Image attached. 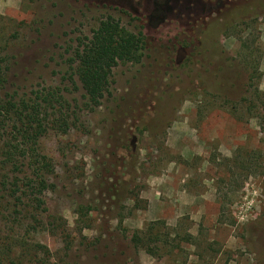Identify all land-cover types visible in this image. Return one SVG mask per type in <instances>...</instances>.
Segmentation results:
<instances>
[{"label":"rangeland","instance_id":"rangeland-1","mask_svg":"<svg viewBox=\"0 0 264 264\" xmlns=\"http://www.w3.org/2000/svg\"><path fill=\"white\" fill-rule=\"evenodd\" d=\"M155 1L0 0L1 97L59 91L71 118L19 136V172L0 152L30 211L0 222V240L44 264H264V1L164 16ZM107 16L144 34L145 55L91 111L70 59Z\"/></svg>","mask_w":264,"mask_h":264},{"label":"trees","instance_id":"trees-1","mask_svg":"<svg viewBox=\"0 0 264 264\" xmlns=\"http://www.w3.org/2000/svg\"><path fill=\"white\" fill-rule=\"evenodd\" d=\"M145 49L146 38L142 32L127 31L112 16L100 20L92 35L80 41L70 59L73 75L78 78L85 92V108L94 111L101 107L110 89L114 69L122 63L140 64L145 55ZM3 72L4 70L0 67V91L5 88L6 84ZM256 83L252 81L250 87L254 88L255 98L261 100L262 94ZM34 95L35 97L20 98L17 97V93H8L4 98L0 95V142H2L0 152L5 157L6 167L10 165L15 168L11 172H19L17 160L20 157H26V151L20 146L19 136L27 132L29 128L35 129L37 136H43L45 127L53 125L54 129L57 127L64 129L69 126L71 120L68 117L69 114L65 112L67 103L65 96L59 91H39ZM52 117H54L53 121ZM10 179H13L11 175L3 176L0 172V222L7 223L9 220L12 222L15 218L16 221L13 222L15 224L20 214L26 217L30 211L26 206L21 207L26 195L18 184L20 179L16 177L14 179L16 182L12 184H10ZM32 199V202H36V211H44V202L35 191L32 192ZM80 214L82 217L85 216L84 208L80 210ZM58 220L55 219L54 222ZM21 224L24 225L23 220L19 221V227ZM67 227L64 221L57 226H52L54 229L62 228L63 232L67 231ZM32 230L37 231L36 228ZM142 233L137 231L132 237L136 249L144 242ZM25 246L19 236L0 240V264H44L38 259V253L32 246L29 247L32 250L25 249ZM53 264L71 263L60 261V263Z\"/></svg>","mask_w":264,"mask_h":264},{"label":"flooded vegetation","instance_id":"flooded-vegetation-1","mask_svg":"<svg viewBox=\"0 0 264 264\" xmlns=\"http://www.w3.org/2000/svg\"><path fill=\"white\" fill-rule=\"evenodd\" d=\"M204 0H157L155 1V12L160 13L161 15H167L171 13L172 9L178 7L179 12L184 11L185 9L191 10L190 12L195 13L200 9V5H204ZM168 3H173L172 7H169Z\"/></svg>","mask_w":264,"mask_h":264}]
</instances>
